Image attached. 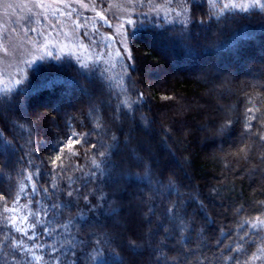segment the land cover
<instances>
[{
	"label": "trees",
	"instance_id": "1",
	"mask_svg": "<svg viewBox=\"0 0 264 264\" xmlns=\"http://www.w3.org/2000/svg\"><path fill=\"white\" fill-rule=\"evenodd\" d=\"M171 5L173 20L132 15L135 24L126 35L134 67L123 61L115 69L102 62L82 67L72 58L52 57L27 68L16 89L0 92V130L11 142L0 139V193L6 197L0 213L19 201L16 225L0 217V264H44L50 246L65 239L61 225L69 218L72 235L85 241L78 252L87 253L99 238L119 253L113 258L105 252L110 264H174L171 257L191 264H264V225L246 223L264 219V141L254 134L264 124L253 120L249 128L246 119L250 99L260 109L255 115L264 114V14L232 11L217 19L207 0H195L183 18L177 15L180 0ZM92 50L100 54L101 44ZM125 99L134 102L132 115ZM168 109L174 116L160 122L157 112ZM71 129L88 133V143L77 144L64 166L83 171L51 175L50 157ZM112 134L118 142L110 156L96 157L105 160V174L90 183L91 160L102 144H112ZM37 169L39 175L27 180ZM69 177L82 194L78 199L65 195ZM53 180L59 191L49 197L40 189L52 193ZM84 195L99 206L90 210ZM53 201L67 209L54 212ZM172 205L185 219L183 237L168 216ZM254 254L260 258L253 261Z\"/></svg>",
	"mask_w": 264,
	"mask_h": 264
},
{
	"label": "rangeland",
	"instance_id": "2",
	"mask_svg": "<svg viewBox=\"0 0 264 264\" xmlns=\"http://www.w3.org/2000/svg\"><path fill=\"white\" fill-rule=\"evenodd\" d=\"M97 1L0 0V72L3 73L0 88L16 89L24 81L27 68L52 57L72 58L86 67L102 62L107 69H115L122 61L132 66L126 21L133 20L132 15L136 13L154 14L167 20L175 17L169 0ZM207 1L217 11L219 5L214 7L211 0ZM122 23L124 28L118 32ZM83 35L90 40H85ZM96 43L101 44L100 54L95 50ZM44 45L52 55H45L34 64L26 63L44 55ZM16 80L21 83L15 84ZM172 116L170 109L157 112L160 122L165 119L168 123Z\"/></svg>",
	"mask_w": 264,
	"mask_h": 264
},
{
	"label": "snow or ice",
	"instance_id": "3",
	"mask_svg": "<svg viewBox=\"0 0 264 264\" xmlns=\"http://www.w3.org/2000/svg\"><path fill=\"white\" fill-rule=\"evenodd\" d=\"M139 2L143 3V0H139ZM171 2L172 0H169V4ZM194 2L195 0H180L182 10L181 12L177 13V15H187L189 12V5ZM211 3L213 4L214 7L216 5H219V7L217 8V13H218L217 19H219L220 16L224 15L226 12H232L236 9H239L241 13H247L249 15H251L254 11L264 14V0H227V2H225V0H211ZM155 10L160 11V8H156ZM97 15H100L101 19H104L102 14L97 13ZM145 15L147 16V14ZM200 22L203 23L204 21L201 20ZM126 23L128 25H134L135 21H133L132 19H128ZM123 28H124V24L122 23L117 29V31L119 32ZM43 50H44V55L38 56L34 60L26 61V63L34 64L36 60H43L45 58V55L47 56L52 55V53L47 50L46 45L43 46ZM4 52L7 53V49H4ZM129 59H131L130 55H129ZM132 66L134 67V64ZM82 67H86V65H83ZM0 76H3L2 72H0ZM14 83L20 84L21 82L20 80H16ZM0 92L7 95V93L11 92V89L7 87H3V88H0ZM142 97H143V93H139L138 100L139 98H142ZM121 103L127 107L128 109L127 114L132 115L133 114L132 104L134 102H131L128 99H125ZM249 103L251 106L248 107L247 112L250 113L251 115H248L246 117V119L249 121L248 127L249 128L252 127L250 122L253 120H257L259 123L264 124V114H262L260 117H257L255 113L260 111V109L256 106L255 103H253L251 99L249 100ZM262 106H264V103H262ZM19 127L24 128L25 126L19 125ZM96 127L97 129H101L103 127V125L101 124L99 120L96 121ZM254 134L258 136L259 140L264 141V128H257ZM88 135H89L88 133L82 134V133L76 132L75 129H71L67 140L61 139L58 141L59 146L54 148L55 155L53 157H50V162L54 169L51 175L63 176L69 170L83 171L82 169L79 168V166L73 165V164H70L68 168L66 169L64 166V160L66 158L75 156L77 154L74 151L75 146L77 144H80L82 140L84 143H88L86 139ZM0 139H4V133L2 130H0ZM111 141H112V144H102L101 148L103 150L97 149V151L95 152V155L91 160V165H92L93 170L87 174L90 177V181H89L90 183L92 180H94L97 177L98 173L100 176H103L105 174L104 168L101 166L103 163H105V160L104 159L97 160L96 157L106 158L110 156V152L108 151V149L112 147L113 144L118 142V137L115 134H112ZM4 143L9 144L11 142L4 139ZM89 147L96 148V145L90 144ZM247 151H248L247 149L242 150L244 158H247ZM260 159L264 161V155H261ZM57 169L58 171H56ZM34 174L38 176L39 170L37 169L35 173H31V172L28 173L26 176V179L29 181H32ZM68 179H69L68 190L65 192V195L72 199H78L82 194L79 192V189L72 188L71 185L74 184L75 181L72 180L71 177H69ZM50 186L53 189L52 193H49L48 188H41L40 191H43L49 197H51V195L54 194L55 192L59 191L58 185L55 180L52 181ZM24 191H25V185L21 184L20 192H24ZM37 191L38 190L35 186V183H33L32 192H37ZM212 191L215 192L216 190L213 189ZM74 193H75V196H74ZM83 198L88 203L90 210H93L97 206H99V205H93L91 204V202H88L86 195H84ZM5 199L6 197L4 196V194L0 193V200H5ZM100 199L102 200L104 199V197L101 196ZM18 202H19L18 200L15 201L14 206L11 208H9L7 204H5V207L3 208V212L0 213V217H3L5 220H8L12 225H16L17 223V217L13 214L17 212V208L15 207V204H18ZM260 203L264 205V201H261ZM200 204L201 206H203L202 201H200ZM50 207L54 212H60L62 209H67L66 204H62L56 201H53ZM149 211H151V209H149ZM167 211H168V216L171 219H173L176 222V224L179 226L180 235L183 237L185 233V219L183 217L177 218V216L175 215V213L179 211L178 207L176 205H172L168 208ZM4 214H9V215H4ZM24 219H26V217H24ZM254 221H255L254 223L251 221H246V223H252V227L254 228L257 225H264V219H261L260 216L255 217ZM70 225H74V221L72 218H69L66 223L61 225L64 232L66 233V237L63 241L59 243L58 247L55 245L50 246L49 253H48L50 259L48 261H44L43 256H35L34 259L37 262L44 261V264H84L82 260V256H81V253H83V250L81 249L80 252H78V246L84 244L85 241L76 240V237L72 235ZM35 226H36L35 223L31 225L33 229L35 228ZM20 230H21L20 228H17V231H20ZM47 231L51 233L52 231H55V229H48ZM163 231L167 233L169 229L165 226L163 227ZM24 234L25 236L28 235L26 231ZM30 238L33 240L37 239V237L35 236H32ZM3 239L7 240L8 237L5 236ZM130 244L133 248L137 247V244L135 241H131ZM20 246L21 245H16V247H20ZM33 247L36 249H40L41 247H44V245L35 243ZM185 247L187 246L185 245ZM190 250L191 249H189V251ZM106 251L108 252L109 256L113 258H119V253L115 249L108 247L106 242L102 241L99 238H95L90 242V251H88L87 253H83V255L87 257L88 264H110L109 259L105 256ZM161 256H164L166 260L169 259L163 251H161ZM259 258L260 257L256 256L255 254L252 255L251 257L253 261ZM157 259H159V257H157ZM170 259L174 262V264H191L190 260H185L180 257H171ZM228 259H232V257H228ZM120 264H124V262L121 260ZM237 264H239L238 261H237ZM245 264H249V262L246 260Z\"/></svg>",
	"mask_w": 264,
	"mask_h": 264
}]
</instances>
